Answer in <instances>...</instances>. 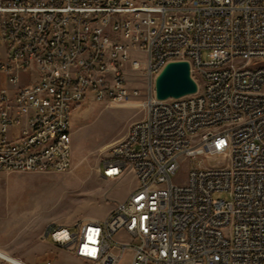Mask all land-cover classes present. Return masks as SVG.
Instances as JSON below:
<instances>
[{
	"label": "built area",
	"instance_id": "built-area-1",
	"mask_svg": "<svg viewBox=\"0 0 264 264\" xmlns=\"http://www.w3.org/2000/svg\"><path fill=\"white\" fill-rule=\"evenodd\" d=\"M0 35V172H66L70 111L138 97L127 65L145 83L144 117L98 169L135 187L105 219L47 225L41 240L81 264H264V0H0ZM176 61L197 90L157 100ZM47 139L55 148L36 154ZM197 158L223 163L187 170Z\"/></svg>",
	"mask_w": 264,
	"mask_h": 264
},
{
	"label": "rangeland",
	"instance_id": "rangeland-1",
	"mask_svg": "<svg viewBox=\"0 0 264 264\" xmlns=\"http://www.w3.org/2000/svg\"><path fill=\"white\" fill-rule=\"evenodd\" d=\"M5 43L0 35V59ZM138 59L142 55L135 54ZM206 61V52L202 53ZM253 65H264L257 60ZM128 86L136 88L139 96L123 103L86 102L71 113L70 168L63 173L0 172V235L19 245H29L37 253L35 262L26 264H81L69 252L58 248L50 239L41 240V230L47 225L69 227L86 220H103L116 202L135 187L131 173L119 180H105L99 166L106 147L122 139L131 123L144 117L141 103L145 101V83L139 72L129 70ZM150 91L154 93V85ZM207 166H219L220 158L192 160ZM185 171L172 178L181 182ZM71 229V230H72ZM0 264H8L0 259Z\"/></svg>",
	"mask_w": 264,
	"mask_h": 264
},
{
	"label": "water",
	"instance_id": "water-1",
	"mask_svg": "<svg viewBox=\"0 0 264 264\" xmlns=\"http://www.w3.org/2000/svg\"><path fill=\"white\" fill-rule=\"evenodd\" d=\"M196 90L197 85L186 61L167 63L154 81V95L157 100L177 99L193 94Z\"/></svg>",
	"mask_w": 264,
	"mask_h": 264
},
{
	"label": "bare ground",
	"instance_id": "bare-ground-1",
	"mask_svg": "<svg viewBox=\"0 0 264 264\" xmlns=\"http://www.w3.org/2000/svg\"><path fill=\"white\" fill-rule=\"evenodd\" d=\"M72 110L70 111L71 117ZM50 124H57V116H50ZM15 141V133L14 132H7L4 135V142H14ZM53 148H55V139H47V142L42 144V147H36V154H43V152H52ZM23 154V147H15L14 148V155H22ZM125 175V171H118V178H121ZM90 220L81 221L79 224H89ZM125 236V229H118L117 230V237H124ZM0 259H3L10 264H25L13 257H10L3 252L0 251Z\"/></svg>",
	"mask_w": 264,
	"mask_h": 264
},
{
	"label": "crops",
	"instance_id": "crops-1",
	"mask_svg": "<svg viewBox=\"0 0 264 264\" xmlns=\"http://www.w3.org/2000/svg\"><path fill=\"white\" fill-rule=\"evenodd\" d=\"M130 192L124 197V199L128 197ZM118 202H120V201H118ZM1 225L2 224H0V226ZM43 229L41 230V233H42ZM41 233H40V235H41ZM40 235H39V237H40ZM0 251L3 252L4 254L10 256V257H13V258L21 261V262L27 261V262L34 263L35 258L37 256V253L34 251V248L30 247L29 245L24 246V245L16 244L15 242H12L11 240H6L5 237L1 236V235H0Z\"/></svg>",
	"mask_w": 264,
	"mask_h": 264
}]
</instances>
